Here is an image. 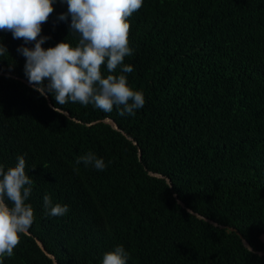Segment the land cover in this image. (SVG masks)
Instances as JSON below:
<instances>
[{
  "label": "trees",
  "instance_id": "1",
  "mask_svg": "<svg viewBox=\"0 0 264 264\" xmlns=\"http://www.w3.org/2000/svg\"><path fill=\"white\" fill-rule=\"evenodd\" d=\"M53 8L42 47H75L71 17L58 19L66 2ZM128 19L125 75L145 97L134 116L79 103L54 112L17 78L27 80L17 49L34 42L0 31V165L24 156L35 215L3 264H101L118 245L127 264H264L239 237L264 251V0H143ZM89 152L103 171L76 164ZM46 194L69 211L49 215Z\"/></svg>",
  "mask_w": 264,
  "mask_h": 264
},
{
  "label": "clouds",
  "instance_id": "2",
  "mask_svg": "<svg viewBox=\"0 0 264 264\" xmlns=\"http://www.w3.org/2000/svg\"><path fill=\"white\" fill-rule=\"evenodd\" d=\"M60 2H66L67 13L58 19L65 21L70 16V30L79 33L80 39L75 47L59 42L45 49L42 45L48 37L40 34L54 11L55 0H0V31L11 32L14 39H22L25 44L34 42L33 48L17 49L26 60L28 83L41 96L52 95L56 102L52 110L59 114H64L60 106L79 103L91 104L104 113H111L115 107L122 117L134 116L143 108L145 97L142 91L129 86L125 74L131 73L133 67L124 64V58L133 53L128 18L143 6V0ZM5 53L6 47L0 44V56ZM105 64L107 75L101 72ZM118 67L120 74H116ZM81 163L99 171L106 168L104 160L92 152L78 157L76 164ZM25 169L24 156H18L15 166L7 169L0 165V264L4 257L13 256L21 236L29 234L35 221L34 210L26 203L34 182ZM43 202L51 216L61 217L69 211L67 205H53L51 195L46 194ZM128 256L125 248L118 245L103 254L101 264H127Z\"/></svg>",
  "mask_w": 264,
  "mask_h": 264
},
{
  "label": "water",
  "instance_id": "3",
  "mask_svg": "<svg viewBox=\"0 0 264 264\" xmlns=\"http://www.w3.org/2000/svg\"><path fill=\"white\" fill-rule=\"evenodd\" d=\"M0 73H1V72H0ZM17 78L20 79V80H22L24 83L28 84L29 86H31V85L28 83V81H27L26 79H23V78H20V77H17ZM45 97H46L47 102H48V104L50 105V107L53 108V105L51 104L48 95H46ZM63 112H64L65 115H67V116L69 115V113H68L67 111H63ZM104 121H105V122H108L109 124H111V125L113 126V128H115V129H117V130H120V128L118 127V125L116 124V122H115L113 119H111V118H105ZM122 133L125 134V132H123V131H122ZM125 135H126V134H125ZM127 137H128L129 139H131V140L133 141L134 144L137 145V142H136V141H134V140H133L131 137H129V136H127ZM140 157H141V152H140V150H139V159H140ZM149 174H150V175L157 176V177H164L162 174H159V173H153V172H151V171L149 172ZM166 181H167V183H168L170 186H172L171 181H170L169 178H167ZM178 203H179L182 207H185V205L183 204L182 201L178 200ZM185 208H186V210H187L188 212H190V213H192V214H195L197 217H199V218H201V219H203V220H205V221L211 223V224L214 225V226H217V227H219V228H226L227 230H230V231H235V229H234L233 227H227V226H224V225L218 224L216 221H214V220H212V219H210V218H207V217H205V216H202V215H200V214L195 213V212H194L192 209H190V208H187V207H185ZM29 234H30V233H29ZM238 234H239V233H238ZM239 237H240V239H241V241H242L243 246H244L245 248H247L249 251H252V252L258 253L259 255H263V254H264V251H263V252L255 251V250L251 247V245L248 243V241H247V240H246L241 234H239ZM261 240L264 242V234L261 235ZM36 242H37L38 246L41 248V250L44 251L45 254H47V255L50 256V254H49L48 252H46V250H45V248L43 247L42 243H41L38 239H36Z\"/></svg>",
  "mask_w": 264,
  "mask_h": 264
}]
</instances>
